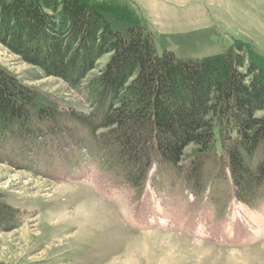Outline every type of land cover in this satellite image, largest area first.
Segmentation results:
<instances>
[{
  "label": "trees",
  "instance_id": "16d2710c",
  "mask_svg": "<svg viewBox=\"0 0 264 264\" xmlns=\"http://www.w3.org/2000/svg\"><path fill=\"white\" fill-rule=\"evenodd\" d=\"M0 39L74 90L110 55L82 89L88 114L38 108L36 92L0 67V144L11 137L30 142L79 132L90 140L85 148L99 168L138 196L156 167L168 170L196 199L206 195L218 213L232 199L253 209L264 205V72L253 65L245 75L238 69L244 57L159 54L146 27L120 30L102 5L88 0H0ZM62 121L71 129L61 127ZM227 176L229 198L217 190L229 186ZM17 217L0 200V228Z\"/></svg>",
  "mask_w": 264,
  "mask_h": 264
},
{
  "label": "rangeland",
  "instance_id": "374dc122",
  "mask_svg": "<svg viewBox=\"0 0 264 264\" xmlns=\"http://www.w3.org/2000/svg\"><path fill=\"white\" fill-rule=\"evenodd\" d=\"M88 1L102 5L120 30L146 27L159 54L201 59L230 52L244 57L238 69L245 75L253 65L264 72V0ZM109 58L96 63L84 87ZM0 67L36 92L38 108L90 113L84 87L74 90L49 76L1 39ZM252 79L246 77L247 83ZM62 133L0 144V200L19 214L14 225L0 228V264H255L264 249V205L253 209L221 200L227 210L218 213L206 195L196 199L168 170L156 167L138 196L99 168L84 134ZM227 179L229 186L217 188L220 194L231 192Z\"/></svg>",
  "mask_w": 264,
  "mask_h": 264
},
{
  "label": "bare ground",
  "instance_id": "6f19581e",
  "mask_svg": "<svg viewBox=\"0 0 264 264\" xmlns=\"http://www.w3.org/2000/svg\"><path fill=\"white\" fill-rule=\"evenodd\" d=\"M99 210H96V215H98L99 217L102 216V214L100 212H98ZM253 261L255 262V264H261L264 263V249H261L258 251L257 256H255V258L253 259Z\"/></svg>",
  "mask_w": 264,
  "mask_h": 264
}]
</instances>
